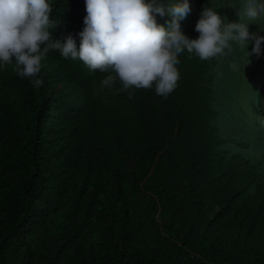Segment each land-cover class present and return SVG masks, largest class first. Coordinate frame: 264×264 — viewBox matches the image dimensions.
<instances>
[{"label":"trees","instance_id":"1","mask_svg":"<svg viewBox=\"0 0 264 264\" xmlns=\"http://www.w3.org/2000/svg\"><path fill=\"white\" fill-rule=\"evenodd\" d=\"M48 2L53 39L72 35L79 48L85 0ZM189 4L180 25L191 39L206 6L225 23L243 8ZM261 49L247 78L235 45L207 61L181 53L167 98L105 88L108 73L58 50L41 61L39 88L0 65V264H264V166L251 154L264 150Z\"/></svg>","mask_w":264,"mask_h":264},{"label":"clouds","instance_id":"2","mask_svg":"<svg viewBox=\"0 0 264 264\" xmlns=\"http://www.w3.org/2000/svg\"><path fill=\"white\" fill-rule=\"evenodd\" d=\"M242 3L239 22L228 23L206 6L195 26L199 36L191 39L180 25L192 10L189 0L171 5L164 0H85L87 15L82 14L85 26L77 48L72 35L53 39L49 29H55L59 21L50 18L53 9L48 0H0V65L14 64L17 75L29 78L39 88L43 83L39 77L41 61L50 50H58L64 59L82 61L81 67L88 72L108 73L101 81L105 88L112 89L119 81L120 91L154 87L158 96L167 98L180 79L176 66L181 53H194L207 61L229 55L235 45L245 52L239 75L247 78L250 69L261 62L256 60L264 43V32L260 36L259 31L264 29L250 32L249 25L264 21V0ZM166 14L171 16L167 26L158 24L157 15ZM74 15L82 20L78 11ZM249 44L253 46L248 51ZM254 59L256 64L250 61ZM231 66L237 67L235 63ZM71 88V95L75 91L83 94L80 85L76 90ZM57 116L61 122L59 111ZM260 116L264 119V101ZM261 142L264 146V136ZM251 154L255 163L264 166V150Z\"/></svg>","mask_w":264,"mask_h":264},{"label":"rangeland","instance_id":"3","mask_svg":"<svg viewBox=\"0 0 264 264\" xmlns=\"http://www.w3.org/2000/svg\"><path fill=\"white\" fill-rule=\"evenodd\" d=\"M258 59H261L260 58V56L259 57H257ZM248 72H245V74H247ZM259 74L264 78V69H261L260 71H259ZM247 95V92L246 93H244V97ZM245 103L248 105V106H250V107H252V106H254L255 104L253 103H251L250 101H248V100H245L244 101V105H245Z\"/></svg>","mask_w":264,"mask_h":264}]
</instances>
